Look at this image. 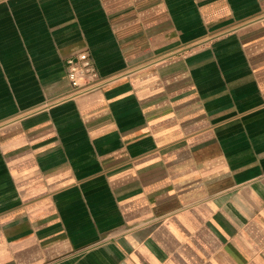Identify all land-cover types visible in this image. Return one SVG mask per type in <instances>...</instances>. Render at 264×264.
Masks as SVG:
<instances>
[{"label": "crops", "instance_id": "0c3cea01", "mask_svg": "<svg viewBox=\"0 0 264 264\" xmlns=\"http://www.w3.org/2000/svg\"><path fill=\"white\" fill-rule=\"evenodd\" d=\"M0 264H264V0H0Z\"/></svg>", "mask_w": 264, "mask_h": 264}, {"label": "built area", "instance_id": "2783aa9c", "mask_svg": "<svg viewBox=\"0 0 264 264\" xmlns=\"http://www.w3.org/2000/svg\"><path fill=\"white\" fill-rule=\"evenodd\" d=\"M66 72L70 83L76 88L98 77L94 59L87 50L79 52L66 60Z\"/></svg>", "mask_w": 264, "mask_h": 264}]
</instances>
